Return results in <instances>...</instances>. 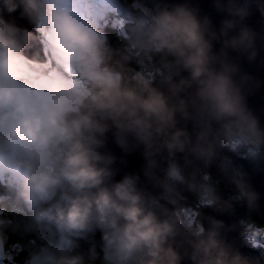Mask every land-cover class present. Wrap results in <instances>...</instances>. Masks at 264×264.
<instances>
[{
  "label": "clouds",
  "instance_id": "clouds-1",
  "mask_svg": "<svg viewBox=\"0 0 264 264\" xmlns=\"http://www.w3.org/2000/svg\"><path fill=\"white\" fill-rule=\"evenodd\" d=\"M213 7L218 27L187 2L0 0V260L264 264L238 242L264 253L261 194L223 155L264 161L239 64L264 40L245 23L253 9L264 19V0ZM109 137L139 152L150 188L114 179Z\"/></svg>",
  "mask_w": 264,
  "mask_h": 264
},
{
  "label": "water",
  "instance_id": "water-1",
  "mask_svg": "<svg viewBox=\"0 0 264 264\" xmlns=\"http://www.w3.org/2000/svg\"><path fill=\"white\" fill-rule=\"evenodd\" d=\"M169 3H182L187 2L190 6H195L199 9L202 15H208L214 26L218 27L219 22L223 19V14L217 13L213 7V0H167ZM9 18L6 16V19ZM12 18L15 22L22 26L30 29V26L23 19H20L16 13L12 14ZM245 23L251 27L258 34L264 35V19H262L259 13L253 9L251 15L246 19ZM31 30V29H30ZM113 43L116 44L118 41L113 37ZM257 57L254 61L249 62L244 58H240L239 64L241 71L250 77H252V90L247 93L246 102L248 107L253 111V113L259 118L261 125H264V40H257ZM215 47H219L216 45ZM233 57L236 56L235 53H230ZM107 150L117 157V162L114 167L117 168V174L114 179L119 180L126 173H136L141 177V184L145 187L150 186L145 181L142 175L143 159L139 152H132L129 154H124L120 149L114 144V142L109 137L108 143L106 145ZM226 154V151L223 153ZM228 155V154H227ZM232 155L235 163H242V171H247V179L251 186L261 194L260 200V212L259 215L253 218L261 223H264V161H251L249 159L241 160ZM121 160L124 162L121 163ZM213 174L221 176L222 173L219 169V161L214 162L212 168L210 169ZM220 193L224 198H228L234 194V187L232 185L225 184L221 181ZM205 215H213L219 219H224L226 222H230L233 218L228 216H221L215 213L212 209H203ZM235 212L237 216H243L245 214V209L241 205L235 206ZM235 237L236 233L230 234ZM97 244L99 243V233H96L92 237ZM238 242L244 245L241 250L246 254L250 255H264L260 250H252L250 247L244 244L242 239ZM89 246V242H81L82 250H86Z\"/></svg>",
  "mask_w": 264,
  "mask_h": 264
},
{
  "label": "rangeland",
  "instance_id": "rangeland-1",
  "mask_svg": "<svg viewBox=\"0 0 264 264\" xmlns=\"http://www.w3.org/2000/svg\"><path fill=\"white\" fill-rule=\"evenodd\" d=\"M8 263V259H2L0 260V264H7Z\"/></svg>",
  "mask_w": 264,
  "mask_h": 264
},
{
  "label": "flooded vegetation",
  "instance_id": "flooded-vegetation-1",
  "mask_svg": "<svg viewBox=\"0 0 264 264\" xmlns=\"http://www.w3.org/2000/svg\"><path fill=\"white\" fill-rule=\"evenodd\" d=\"M227 157V156H226ZM234 165V164H233ZM238 165V164H237ZM238 167V166H237ZM243 167V165L242 164H239V169L241 170V168ZM244 172H246L247 173V171H244ZM219 177V176H218Z\"/></svg>",
  "mask_w": 264,
  "mask_h": 264
},
{
  "label": "trees",
  "instance_id": "trees-1",
  "mask_svg": "<svg viewBox=\"0 0 264 264\" xmlns=\"http://www.w3.org/2000/svg\"><path fill=\"white\" fill-rule=\"evenodd\" d=\"M239 155H240V154H239ZM231 166L234 167V168H239V167H236L235 165H233L232 163H231ZM219 187H220V186H219Z\"/></svg>",
  "mask_w": 264,
  "mask_h": 264
}]
</instances>
